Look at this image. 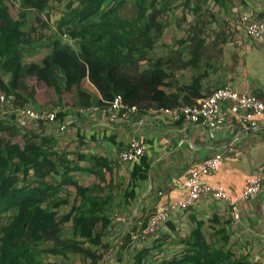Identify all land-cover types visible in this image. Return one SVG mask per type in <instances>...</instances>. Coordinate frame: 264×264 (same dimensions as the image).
<instances>
[{
    "label": "crops",
    "instance_id": "crops-1",
    "mask_svg": "<svg viewBox=\"0 0 264 264\" xmlns=\"http://www.w3.org/2000/svg\"><path fill=\"white\" fill-rule=\"evenodd\" d=\"M37 1L40 8L28 9L17 0L11 13L19 21L27 15L22 33L39 26L42 32L47 31L44 35L49 41L54 39L55 33L59 35L72 26L62 25L72 12L87 8L82 0ZM63 1L66 3L62 10L59 3ZM168 1L167 11L157 14L164 9L166 1L149 0L143 25L156 15L158 22L166 24L165 29L157 37L153 29L151 36L143 39L145 44L153 42V51L146 54V49L141 59L138 54L128 56L124 70L147 92L153 88L151 96L156 93L154 86L158 83L161 91L156 103L146 97L147 92L140 91L138 104H135L139 112L131 118L116 122L90 119L89 94L79 95L73 86L70 98L68 96L59 107L47 108L39 102L28 106L34 110L57 111L55 122L22 118L25 128L21 132L46 137L50 160L67 156L70 172L64 188L66 194H60L67 200V238L73 236L74 219L95 222L90 237L104 232L106 244L99 264H133L135 255L143 249L149 251V263L161 264L180 259L187 251L194 253L195 247L207 252L213 264L216 258L215 262L220 264H264L261 244L264 187L259 194L241 198L249 179L259 176L264 185V118L257 119L256 130L246 131L239 116L234 115L222 126L211 129L150 113L172 109L164 108V93L169 97L168 102L174 100L181 104L173 108L186 107L198 104L228 84L241 94L255 95L264 101V43L249 37L238 23L243 15L264 22V0H208L206 4L197 5L200 10H196L195 4L190 9L185 8V0ZM71 3L73 6L69 8ZM107 10L91 8L78 20L79 28L87 23H100ZM132 11L134 18L124 16L131 15ZM91 12L93 14L88 15ZM59 14L61 17L54 22L52 16L57 19ZM42 16H46L45 23L39 21ZM85 16L89 17L84 20ZM117 16L135 21L137 0H126ZM63 34H60L62 38ZM36 42L32 49L36 48ZM69 45L77 53L81 51V41ZM26 49L29 55L25 53V60L32 62L42 61L50 52V48L47 53ZM157 66L160 69L156 70ZM156 76L159 81L150 85L149 79ZM160 104L162 107L158 106ZM62 126H66L65 131H61ZM132 138H138L146 146V153L142 158L124 163L119 154ZM231 143L233 151L227 152ZM218 153H222L224 159L219 171L208 177L206 183L228 190L239 207L241 219L234 220L229 204L202 197L193 207L174 212L154 235L142 241L138 237V224L147 221L162 206L185 198L187 177ZM94 210L95 215L90 213ZM106 220L110 224L103 230L101 222ZM82 240L87 242L86 238Z\"/></svg>",
    "mask_w": 264,
    "mask_h": 264
},
{
    "label": "trees",
    "instance_id": "trees-1",
    "mask_svg": "<svg viewBox=\"0 0 264 264\" xmlns=\"http://www.w3.org/2000/svg\"><path fill=\"white\" fill-rule=\"evenodd\" d=\"M16 1L0 0V264H49L45 257L52 251H59L67 257L79 255L89 260L88 264H99L101 255L92 252L88 245L94 236L90 237V231L95 222L74 219L73 236L67 238L63 234L66 221L58 208L62 205L67 207V200L60 196L65 193L70 172L67 156L50 160L46 151L48 139L22 133L24 122L16 115L7 116L11 110L27 109L37 102L43 103L44 107H59L68 96L70 98L73 86L79 95L89 94L92 106H101L103 101H110L118 94L128 105L138 104L139 92L146 93L147 89L124 71L127 57L138 54L141 59L146 49V54L153 51V42L145 44L143 39L153 29L157 31V37L166 24L158 22L154 15L143 25L147 20L149 0H137L138 16L134 22L117 16L126 0H82L89 6L81 12H72L63 21V26L72 25L66 31L62 32L61 26L59 29L60 34L65 33L63 35L69 36L71 41H81V51L77 53L58 33L49 41L45 36L47 31L42 32L39 26L22 33L27 15L22 16L23 21L15 20L11 11H14ZM207 1L185 0L184 5L190 9L195 4L196 10H200L199 4H206ZM168 2L164 0V9L157 14L167 11ZM21 3L28 9L41 7L37 0H21ZM72 6L73 3L69 8ZM105 7L108 10L102 15L100 23H87L79 28L78 20L88 10H105ZM45 18L42 16L39 21L45 23ZM35 40L36 48L32 49ZM26 48L45 50L46 53L50 48V52L42 61L32 62L25 60V53L29 50ZM157 69L160 68L157 66ZM158 78L149 79L150 85L158 82ZM157 84L153 96L150 95L153 88L146 93V97L154 99V102L161 91ZM163 95L166 100L164 108L181 105L174 100L168 102L169 97L165 93ZM158 106L162 107L161 104ZM49 176L52 177L50 180ZM90 213L95 215L96 210ZM109 224L107 220L102 221L103 230ZM48 234L56 238L57 243L47 244L48 240L50 242ZM99 234L102 236L104 232ZM43 241L46 244H42ZM193 251H187L180 259L161 264H213L207 252H200L198 247ZM148 255L147 249L137 252L133 264H155L149 263ZM215 261L218 258L214 264H220Z\"/></svg>",
    "mask_w": 264,
    "mask_h": 264
},
{
    "label": "built area",
    "instance_id": "built-area-1",
    "mask_svg": "<svg viewBox=\"0 0 264 264\" xmlns=\"http://www.w3.org/2000/svg\"><path fill=\"white\" fill-rule=\"evenodd\" d=\"M239 25L246 31L252 39L264 43V22L251 19L248 15H243L239 19ZM66 42H71V38L64 35ZM101 106H92L87 109L90 119H104L109 122H116L121 118H131L139 112L136 105L125 103L122 95H116L110 101H103ZM13 111V110H11ZM10 111V113H11ZM14 112V111H13ZM19 117L30 120L53 123L57 120L58 113L55 110H34L31 108L16 110ZM150 113L162 118H169L174 122H185L199 124L211 129L222 126L230 116H239L240 121L246 131L258 128L257 119L264 118V101L255 95L241 94L237 92L231 84L221 87L211 95L193 106L178 107L172 109L152 110ZM6 112H3L5 115ZM61 131H65L66 126H62ZM232 143L227 152H232ZM146 146L138 139L132 138L129 144L119 154L124 163H130L145 156ZM224 159L222 153H218L205 160L200 166L192 171L184 182L187 190L185 198H180L172 203L166 204L152 215L147 221L140 222V233L138 237L142 241H147L158 229L165 224L174 212L185 211L193 207L202 197H210L216 201L227 203L235 221L241 219L239 207L229 196L228 190L221 185L206 183V179L219 171L221 162ZM263 181L259 176L247 181V185L242 193V199H248L252 195L261 193ZM261 244L264 248V234L261 236Z\"/></svg>",
    "mask_w": 264,
    "mask_h": 264
},
{
    "label": "rangeland",
    "instance_id": "rangeland-1",
    "mask_svg": "<svg viewBox=\"0 0 264 264\" xmlns=\"http://www.w3.org/2000/svg\"><path fill=\"white\" fill-rule=\"evenodd\" d=\"M66 1H63L61 3H59V7L60 9H64V5H65ZM83 4V2H82ZM85 7H88L89 6V3H85ZM135 8V7H134ZM93 12L89 13L88 15H92ZM132 14H133V11L131 12V15H128V14H125L124 16L125 17H130V18H134L135 16L132 17ZM58 18L56 19L55 17L56 16H52V20L54 22L58 21V19L61 17V15H57ZM89 17V16H85L84 20ZM164 20H167L165 17H163ZM56 20V21H55ZM134 21V20H132ZM168 21V20H167ZM13 35V34H12ZM64 37V35H63ZM37 38V36L35 37V39ZM69 42V41H68ZM73 41L69 42V43H72ZM43 53H45L46 51H42ZM11 115H16L20 121L22 120V117H19L17 112H13L11 111V113L7 116V117H11ZM50 178H52L51 176L48 177V179L50 180ZM60 210V213L61 216L65 219L66 221V224L64 225V229H63V234H65V237H67V207L65 208H58ZM94 232V230L92 231V233ZM49 238H50V242L48 240V242H46L47 244L48 243H57V239L54 238L53 236H50L48 234ZM104 235L102 236H99V233H97L95 236H93V238L90 240V242H88V245L90 247V249L92 250V252H95L97 253L98 255H102L101 254V251L102 249H105L106 247V244L104 243V240L103 237ZM64 237V236H63ZM45 241L42 242V244H46ZM46 261H49L48 263L49 264H88L89 260H85L83 259L81 256L79 255H76V256H69L67 258V255L59 252V251H52L50 252L46 257H45ZM128 264V262H127Z\"/></svg>",
    "mask_w": 264,
    "mask_h": 264
}]
</instances>
